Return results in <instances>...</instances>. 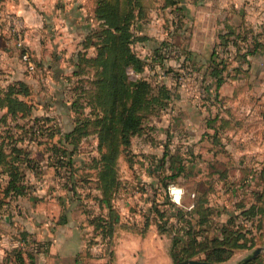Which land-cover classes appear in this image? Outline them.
Masks as SVG:
<instances>
[{"label": "crops", "instance_id": "1", "mask_svg": "<svg viewBox=\"0 0 264 264\" xmlns=\"http://www.w3.org/2000/svg\"><path fill=\"white\" fill-rule=\"evenodd\" d=\"M186 3L187 13L178 23L163 25L162 18L156 21L153 16L148 27L142 25L138 30L145 37L135 46L146 62L143 78L172 89L173 82L183 80L174 78L175 72L183 73L193 66L203 73L212 53L222 48L231 53L243 52L257 44L264 49V0ZM12 10L22 18L23 41L33 53L61 47V36L70 34L72 40L80 33L39 29L33 23L36 14L32 7L15 6ZM225 35L232 39L227 46L230 49L220 46ZM65 63L63 59L55 60L51 76V63L47 61L41 78L44 85L63 81L65 73L61 69ZM230 63L229 76L210 97L190 98L200 89L198 84L214 86L209 75L203 74V81L188 79L182 98L172 96L170 107L162 111L158 123H145L142 133L132 137L128 158L133 171L125 176L121 169L118 173L120 186L111 202L115 214L99 202L102 192L92 187V182L80 199L69 201L67 193L56 186L55 174L29 177L38 186L28 189L18 202L7 199L0 205V264H16L15 251L21 253L24 264H174L173 240L182 248L192 239L197 243L221 239L231 217L236 226L240 224L245 237L239 242L245 245L235 249L223 263L240 264L255 248L262 247L264 52L233 58ZM237 66L245 72L231 75ZM36 71L27 70V83H34ZM174 139L182 152L183 175L188 179L170 176L175 173V163L169 162L166 149L172 147ZM89 178L95 181V173ZM244 181L249 186L242 189ZM169 182L182 186L179 205L170 201L163 187ZM247 210L251 214L240 215ZM157 211L164 216L160 218ZM260 257L264 258V250ZM205 258L206 253L198 251L185 259Z\"/></svg>", "mask_w": 264, "mask_h": 264}, {"label": "rangeland", "instance_id": "2", "mask_svg": "<svg viewBox=\"0 0 264 264\" xmlns=\"http://www.w3.org/2000/svg\"><path fill=\"white\" fill-rule=\"evenodd\" d=\"M7 1L0 0V205L7 203V199L12 203L21 200L28 189L38 186L29 177L43 176V173L55 174L56 186L67 193V200L74 201L80 199L82 192L91 188L90 182L95 184H92V187H98L96 172L101 171L105 165H107L106 171H113L116 167L115 180L120 169L123 176L133 171L128 158V149L120 143L119 128L122 123L117 120L119 113L131 107V100L128 99L123 103L116 98L115 102H112L105 93L109 86H113L114 81L110 80L109 67L105 70L103 64L113 57L118 43L116 38L104 35L103 30H115V23L124 21L126 25L121 24L120 30H131L133 38L128 37L127 42L129 41V46L136 52L137 42L134 37L138 34V30H141V26L148 27L146 25L153 16L155 20L162 18L163 25L178 23L181 15L187 13V4H189L186 3L187 0H12L13 4H8ZM15 6L25 9L32 7L36 14L33 23H36L39 29L79 30L80 33L77 38L73 36L72 40L70 34L61 36L64 39L61 47L52 46L49 52L33 53L23 41V28L19 36L13 30V20L22 21L20 15L12 10ZM134 16H138L139 20ZM106 18L109 24L106 23ZM107 38V46L103 49L99 48L102 39ZM19 40L22 46L18 45ZM231 41L228 35L227 42L225 41V44L220 42V46L227 47ZM24 51L30 55L34 69L38 70L33 84L27 83L25 78L28 69L21 58ZM238 51L231 53L230 50L222 48L220 52H215L216 61L222 60L223 81L230 74L231 59H244L248 55L255 57L257 54H262L264 49L259 46L253 49L252 45L249 49H243V52ZM59 59L67 62L61 69L65 73L62 77L63 81L60 84L51 81L44 85L41 78H44L43 70L46 69L47 61L51 63L50 73L53 76L55 68L52 63ZM212 68L211 61L203 73L193 66L189 67V70L184 69L183 73L175 72L173 77H182L183 80L180 83L173 82L172 89L169 88L171 96L175 95L176 98L178 95L180 100L184 93L183 86L188 79L203 81L205 74L210 76ZM244 72L245 70L237 66L232 68L231 75H242ZM117 73L121 74V72ZM141 73L128 69L124 78L126 82L143 78ZM112 77L117 76L112 75ZM151 83L154 86L152 94H156L159 85ZM198 85L201 86L200 89H197L192 97L189 95L190 98L204 100L217 89L215 85L211 84L212 88H210L208 84L204 93L202 83ZM113 91L112 87V93ZM145 91L146 94L147 90ZM58 95L61 97L59 98ZM146 101L148 99L141 100L140 106L139 102H135V110L138 112L142 107L147 113L143 118V124L151 121L158 123L162 111L170 107L172 98L168 104L164 99L163 105L159 106L161 108L155 111H149L150 103L146 104ZM166 104V108L162 109ZM93 107H95L94 113H92ZM113 110L116 113L112 114ZM179 118L181 119V116ZM110 126H113L112 130ZM176 139L172 142V147L166 149L169 162L174 160L175 163V173L170 176L188 179L183 175V160L180 157L182 152L178 150ZM168 172L172 171L168 170ZM94 173L95 181L89 178ZM165 176L169 177L167 173ZM111 178L112 175H108L107 182ZM169 184L176 185L177 182H169L167 186ZM247 186H249L248 181H244L241 185L242 189ZM74 191L75 194L72 195ZM261 255L263 251L251 260L257 259V264H264ZM244 262L245 260L241 261Z\"/></svg>", "mask_w": 264, "mask_h": 264}, {"label": "trees", "instance_id": "3", "mask_svg": "<svg viewBox=\"0 0 264 264\" xmlns=\"http://www.w3.org/2000/svg\"><path fill=\"white\" fill-rule=\"evenodd\" d=\"M138 16L141 17V15ZM138 16H134V17H138ZM139 17L137 18L138 20ZM103 18L105 19L104 16ZM107 22L109 24V21L106 18V23ZM124 23H125L124 21H122V23L116 22L114 27L115 30H103L104 35H109L111 37L116 38V41L118 43V47L114 49V51L116 52L113 54V57L108 59V61H106L103 65L105 66V70H107L106 67H109L108 71L110 74V80L112 79L114 81L113 86L111 87L109 86V88H107L105 92L110 98V100L112 99V102H115V99L117 98L123 103H126L128 99L131 100V107L125 108L122 113H119L117 119L120 120L122 123L121 127L119 128V134L121 139L120 143L122 144V146L123 145L125 146V149H128L132 137L142 133L143 125H144L143 118L147 114L146 112L143 111L142 107H140L139 109L140 112L139 110L137 112V110H135L136 108H134L135 102H139V106H140L141 100L148 99V101H146V104L150 103V108H148L149 111L152 110L155 111L161 108L159 106L163 105L164 99H166L168 104L172 96L171 93L169 92V88L166 87L165 85L164 86L159 85V87H157L156 90L157 93L152 94L153 91L152 87L154 86L151 83V81L145 78L132 79L129 82H126L124 78V74H127V70L131 69L135 72L137 71L142 72L146 62L137 54V52L133 51L129 46V41L127 42V39L128 37L133 38V34L131 30H120L121 24L122 26L126 25V23L125 24ZM109 26L110 25H108V27ZM227 36L228 35H225V37L223 36L222 44H225L227 42ZM144 39L145 37L139 34H135L134 40L136 42H140ZM102 41H103L101 43L102 45L99 48L103 49L107 46L106 41H108V38L105 40L102 39ZM255 48H257V44L253 46V49ZM211 61L213 62V68L210 77L213 79L212 82H214L215 88H217L223 81V76H222L223 64H222V60L216 61L215 52L212 53ZM122 67H124L123 71H122ZM117 72H121V74ZM112 75L117 77H112ZM202 86H204L205 90H207L206 84L204 82L202 83ZM112 87L114 89L113 93H112ZM145 90H147L146 94H145L146 92ZM155 101H157L156 102L157 104L155 103ZM167 104L164 105L162 109L166 108ZM94 112H95V107H93L92 113ZM98 112L99 111H97L96 114H98ZM111 113L114 114L116 113V111L113 110ZM123 116L125 118H123ZM110 129L112 130L113 126H110ZM103 168H105V170ZM115 168L116 167L113 168L114 172L106 171L107 165H105V167H102L101 171L96 172L97 183H98L97 186L102 192L101 193L102 198L99 199V201L101 200L100 203L104 204L105 206H107L108 209H110V212L112 213L111 215L115 214L114 210L112 209L111 202L119 188V182L117 181V177L115 180V174H116ZM108 175L110 176L112 175V178L110 179V181L108 179L107 182ZM166 185L167 184H164L163 187L164 188L167 187ZM157 213L160 216V218L164 216L162 213H159L158 211ZM249 213L250 212L247 210L246 212H242L240 215L245 217ZM226 226L229 227H224L222 231L221 239H217V240L212 239L210 241H205L201 243H197L195 239H192L189 241V243L186 244V246H182V248L180 247L178 248L176 246L178 244L177 241L173 240L172 257L174 262H179L185 258H191L196 254H198V251H204L206 253L205 261L208 262L220 263L227 260L232 255L235 249L238 248L240 249L244 247L245 244L240 243L239 241L243 240L245 236L241 231L242 228L239 227L240 224L236 226L234 219L232 217L228 219ZM231 226L236 227V229L232 228ZM160 227L163 229V226ZM176 249L178 252L174 251ZM13 256L15 258L16 264H24V260L20 252L15 251ZM241 264H257V259L250 260L247 262L245 261L244 263Z\"/></svg>", "mask_w": 264, "mask_h": 264}, {"label": "built area", "instance_id": "4", "mask_svg": "<svg viewBox=\"0 0 264 264\" xmlns=\"http://www.w3.org/2000/svg\"><path fill=\"white\" fill-rule=\"evenodd\" d=\"M13 26H14V28H13L14 32L16 33L17 36H19V34H20L21 30H22V27H21L20 22H19L17 19H14V20H13ZM17 43H18L19 46H22V42H21L20 40H19ZM21 58H22V60L25 62L26 67H27L28 70H33V69H34V65H33V64L31 63V61H30V55H29L27 52L24 51V52L22 53ZM202 89L204 90V93H206L205 88H202ZM173 189H179V190H181V195H180V198H179V202H177L176 199L174 198L173 191H172ZM167 194H168L169 199H170V201H171L172 203H174V204H176V205H179L180 202H181V198H182L183 190H182V188H181L180 186H178V185H175V184H169V185L167 186Z\"/></svg>", "mask_w": 264, "mask_h": 264}, {"label": "water", "instance_id": "5", "mask_svg": "<svg viewBox=\"0 0 264 264\" xmlns=\"http://www.w3.org/2000/svg\"><path fill=\"white\" fill-rule=\"evenodd\" d=\"M264 250V245L262 247H257L255 248L251 255L249 257H247L246 260H251L253 258H255L256 256H258L262 251ZM174 264H225V263H214V262H208L205 260H197V259H184L182 261L176 262Z\"/></svg>", "mask_w": 264, "mask_h": 264}, {"label": "clouds", "instance_id": "6", "mask_svg": "<svg viewBox=\"0 0 264 264\" xmlns=\"http://www.w3.org/2000/svg\"><path fill=\"white\" fill-rule=\"evenodd\" d=\"M172 191H173L174 198L176 199L177 202H179V198H180V195H181V190L173 189Z\"/></svg>", "mask_w": 264, "mask_h": 264}]
</instances>
